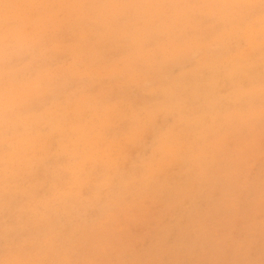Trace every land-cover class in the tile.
Here are the masks:
<instances>
[{
  "label": "clouds",
  "instance_id": "9594fccd",
  "mask_svg": "<svg viewBox=\"0 0 264 264\" xmlns=\"http://www.w3.org/2000/svg\"><path fill=\"white\" fill-rule=\"evenodd\" d=\"M0 264H264V0H0Z\"/></svg>",
  "mask_w": 264,
  "mask_h": 264
}]
</instances>
